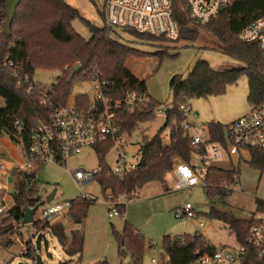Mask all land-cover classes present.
I'll list each match as a JSON object with an SVG mask.
<instances>
[{"label": "trees", "instance_id": "1", "mask_svg": "<svg viewBox=\"0 0 264 264\" xmlns=\"http://www.w3.org/2000/svg\"><path fill=\"white\" fill-rule=\"evenodd\" d=\"M8 0H0V20L4 26L7 16L5 5ZM106 2L107 0H103ZM103 2V3H104ZM173 8H183L182 0H172ZM97 26L83 18L81 14L68 5L65 0H21L12 23L11 35L1 34L0 39V138L7 137L19 149L24 159H29L30 135L37 118L47 117L66 105L74 83L99 80L106 82L104 95L110 99L115 122L120 134L131 137L142 124L156 119V111L161 103L150 96L147 90V79L141 81L126 67L132 59L161 58L168 51L148 52L126 42L121 34H128L140 41L141 45L153 46L154 43L176 42L184 40L195 42L199 31L213 36L221 45L223 52L243 64L241 68L217 71L206 61L198 62L186 79L173 76L169 81L172 103L168 107L166 122L157 135L140 143L142 155L138 168L123 176H114L106 164V156L114 143L108 141L94 148L99 168L95 181L101 187L103 195L116 202L127 196V202L135 198L139 191L151 183H160L166 187L165 176L174 171L178 163H184L198 170L206 169L204 189L209 199L225 200L236 184L239 170H224L217 166L197 167L193 164L194 155H205L203 146L196 148L192 138L183 128L186 118L180 106L189 104L194 99L218 97L227 87L237 84L242 77L249 83L251 104L259 103L264 98V58L261 50L254 45H247L239 38L241 31L250 23L264 15V0H235L216 19L208 24H195L186 15L180 27V36L176 40L152 37L129 29H115L104 24ZM80 19L88 28L91 37L85 40L73 28V22ZM12 64V66H10ZM77 66L80 70L74 75ZM58 70L60 75L46 90L34 80L37 70ZM28 82H25V79ZM19 81L21 84L19 85ZM128 93L137 94L136 102H122ZM80 106H88L90 99L86 95L76 97ZM121 102L119 108L115 103ZM17 122L21 124L19 129ZM209 134L210 143L226 145L225 127L220 123L204 125ZM169 130V140L165 142L163 134ZM248 164L264 172V150L248 149ZM38 162V161H36ZM39 172L21 175L13 170L15 179H20L18 190L26 202L24 208L14 207L7 215L0 217V239L13 232L14 223L24 219V209L35 207L41 200L34 194L32 185ZM167 190V189H166ZM97 199L78 197L72 201L67 220L73 228L68 230L64 222L36 221L38 230H47L70 256H78L81 262L85 236L77 228L82 227L88 217L91 205ZM256 211H264V201L257 202ZM125 205L117 208L124 213ZM198 215V214H197ZM206 216L225 224L235 235L240 245L246 246V240L254 221L238 219L233 213L211 209ZM114 237L120 246V257H130L129 264H142L146 250L145 237L127 221L121 233L113 230ZM164 247L167 259L164 264H192L198 253L211 252L212 248L202 234L185 237H166ZM27 244L25 256L36 261V252L40 248H31ZM250 263L257 264V257L251 252ZM97 264H108L99 262Z\"/></svg>", "mask_w": 264, "mask_h": 264}, {"label": "rangeland", "instance_id": "2", "mask_svg": "<svg viewBox=\"0 0 264 264\" xmlns=\"http://www.w3.org/2000/svg\"><path fill=\"white\" fill-rule=\"evenodd\" d=\"M68 5L76 9L83 18L91 23L102 26L103 20L100 12L103 10V0H65ZM179 10L184 13L180 6ZM74 30L85 40H89L91 34L80 19L73 22ZM126 42L148 52L168 51V55L161 58L132 59L127 62V69L141 81L147 79V90L152 98L164 106L172 103V93L169 89V81L173 76H181L186 79L200 61L210 63L217 71L237 69L242 63L226 55L220 43L210 34L199 31L195 42L178 40L176 42L154 43L153 46L141 45L140 41L128 34H121ZM138 63L136 69L132 64ZM60 75L58 70L40 69L35 73L34 80L39 82L46 90H51L52 85ZM143 76V77H141ZM95 81H83L74 83L72 94L68 102H73L76 97L86 95L90 101L95 100L97 94ZM249 83L246 77H242L237 84L227 87L226 92L218 97L194 99L190 102L192 112L188 121L197 127L205 128L210 123L228 125L246 115L252 110L249 100ZM196 115V117H194ZM166 117L157 114L152 122L142 124L140 128L128 137L127 159L135 161L140 143L145 139H151L164 127ZM207 131V129H206ZM191 134L196 132L191 131ZM206 136V132L203 133ZM167 142V141H165ZM4 148L0 157V163L11 166L20 163L19 149L8 139L0 138V150ZM17 152L19 151L18 155ZM225 154V153H224ZM222 153V158L207 166H217L224 170L236 168L239 177L236 184L231 187V194L225 200L209 199L204 189V177L198 176V184L191 193L173 191L176 181L173 171L165 176L170 189L160 183H151L129 202H125V211L109 218V204L103 195L101 187L94 181L90 184L79 185L72 174L59 165L45 164L39 171L38 178L33 182L32 188L35 195L43 199L47 193L57 190L53 203L71 202L84 193L97 202L90 206L88 217L83 225L85 242L81 262L78 256L67 254L59 242L47 230H38L34 223H14L13 232L0 239V264H35L24 255V247L30 243L31 248H40L36 255L41 256L44 264H129V256L120 257V246L114 237L113 230L121 233L126 221L137 229L146 240V250L142 264H164L167 259L164 238L193 236L197 233L191 220L178 219L176 212L186 204H192L198 213L197 219L205 223L206 228L200 233L211 244L236 245L237 239L228 227L220 221L209 219L206 214L211 209L233 213L238 219H249L256 211L258 201H264V172L253 169L249 164V152L243 151L242 157L231 158ZM9 156V160L5 157ZM8 158V157H7ZM117 159V151L113 148L106 156V164L111 167ZM193 164L202 167L201 158L194 155ZM68 169L96 171L99 168L96 152L92 148L85 149L80 155L68 161ZM13 182V178L11 180ZM123 200L122 198L120 199ZM41 209V208H40ZM34 216L35 222L40 220L41 211ZM64 222V218L52 221ZM153 260H156L154 263Z\"/></svg>", "mask_w": 264, "mask_h": 264}, {"label": "built area", "instance_id": "3", "mask_svg": "<svg viewBox=\"0 0 264 264\" xmlns=\"http://www.w3.org/2000/svg\"><path fill=\"white\" fill-rule=\"evenodd\" d=\"M234 2L235 0H182L184 13H181L180 10L173 8L172 0H107L104 2L102 13L107 27L119 30L129 29L152 37L176 40L180 36L181 25L187 19L186 15L195 24H208ZM2 33L3 24L0 20V39ZM239 38L247 45L257 46L264 58V15L247 25L241 31ZM94 81L97 83V94L95 100L88 106H80L75 99L57 108L52 115L35 120L30 135L29 159L21 156L20 163L12 167L0 163V217L7 215L14 207L24 208L27 205L18 190L20 179H15L13 170L25 175L39 172L41 166L45 164L59 165L72 174L79 185L90 184L95 181V175L99 170L72 171L68 169V161L80 155L85 149H94L108 141L114 143L113 148L117 151L116 162L110 167L112 175L123 176L138 168L142 155L138 151L135 161L127 159V148L130 145L128 136L120 134L111 101L103 93L106 82ZM25 82H28L27 78ZM18 84L20 85L21 82L19 81ZM138 99L137 94L128 93L122 102L133 103ZM120 105L121 102H116L114 106L119 108ZM252 106L248 115L226 125L224 128L226 145L210 143L208 131L188 121V117L194 114L191 106L189 104L180 106L179 109L186 118L183 128L191 136L192 144L196 148L203 146L205 149V155L199 156L201 162L210 165L220 160L222 153L230 158L232 156L241 158L245 150H264V98ZM167 112L168 107L161 104L156 115L163 114L166 117ZM16 125L19 129L21 128L19 122ZM191 131L196 134H191ZM204 132H206L205 137ZM162 138L164 141L169 140V130L163 134ZM205 172L204 167L196 171L187 164L178 163L173 171L176 181L173 191L191 193L198 184V176H203ZM12 178L13 182H11ZM46 197L44 199L40 197V202L33 207L35 214L40 208V211L42 210L39 221L52 222L64 218L69 228L67 214L72 201L57 204L51 201L48 204L45 201ZM80 197L94 199L84 193H81ZM106 200L109 204V218L112 219L118 215L117 206L127 202V196L120 197L116 202H112L110 197ZM176 217L191 220L197 234H201L200 231L206 228L205 223L197 219V212L192 204L188 203L180 208L176 212ZM251 219L254 224L248 234L246 246L238 242L231 246L209 242L212 251L198 253L192 264H247L251 261V252L257 257V264H264V211L253 212ZM22 252H27L26 246ZM153 262L155 263L156 260Z\"/></svg>", "mask_w": 264, "mask_h": 264}, {"label": "water", "instance_id": "4", "mask_svg": "<svg viewBox=\"0 0 264 264\" xmlns=\"http://www.w3.org/2000/svg\"><path fill=\"white\" fill-rule=\"evenodd\" d=\"M21 0H8L6 5H5V12L7 16V20L3 26V33L7 36L11 35L12 32V23L15 17L16 10L18 6L20 5ZM80 70V66H77L73 72V75ZM57 194V190L51 191L50 194L46 197L45 201L46 203H51V201L54 200L55 196ZM34 214H35V208L31 209L26 207L24 209V219L23 223L24 224H32L34 223ZM34 253H36V250L34 249ZM35 264H44L41 256L36 255V261Z\"/></svg>", "mask_w": 264, "mask_h": 264}, {"label": "crops", "instance_id": "5", "mask_svg": "<svg viewBox=\"0 0 264 264\" xmlns=\"http://www.w3.org/2000/svg\"><path fill=\"white\" fill-rule=\"evenodd\" d=\"M138 63H136V62H134L133 64H132V69H136V66H138L137 65ZM141 77H143V76H141ZM3 150H4V148H2L1 150H0V152H3ZM15 151H16V153H17V155H18V153H19V151L17 152V150L16 149H14ZM1 156H3V154L1 153L0 154V157ZM19 156H20V160L22 159V157H21V154L19 153ZM5 157V156H4ZM8 157V158H7ZM10 159V157L9 156H6L5 157V160H9ZM11 160V159H10ZM12 166H14L13 165V163H12V160H11V167ZM175 179V178H174ZM166 180V179H165ZM170 189V187L168 186V182H167V180H166V189ZM143 190V189H142ZM51 192H48L47 193V196H48V194H50ZM198 214V213H197ZM66 221H65V219H64V223H65ZM69 223V222H68ZM70 231L73 229L71 226H70V224H69V228H68ZM77 230H80L81 232H84V230H83V226L82 227H80V228H77Z\"/></svg>", "mask_w": 264, "mask_h": 264}, {"label": "flooded vegetation", "instance_id": "6", "mask_svg": "<svg viewBox=\"0 0 264 264\" xmlns=\"http://www.w3.org/2000/svg\"><path fill=\"white\" fill-rule=\"evenodd\" d=\"M51 192V191H50Z\"/></svg>", "mask_w": 264, "mask_h": 264}]
</instances>
